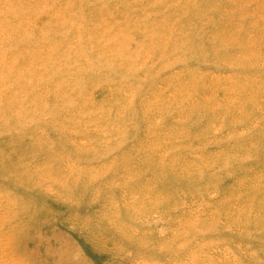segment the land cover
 <instances>
[{
	"label": "rangeland",
	"instance_id": "rangeland-1",
	"mask_svg": "<svg viewBox=\"0 0 264 264\" xmlns=\"http://www.w3.org/2000/svg\"><path fill=\"white\" fill-rule=\"evenodd\" d=\"M263 7L0 0V264H264Z\"/></svg>",
	"mask_w": 264,
	"mask_h": 264
},
{
	"label": "bare ground",
	"instance_id": "bare-ground-1",
	"mask_svg": "<svg viewBox=\"0 0 264 264\" xmlns=\"http://www.w3.org/2000/svg\"><path fill=\"white\" fill-rule=\"evenodd\" d=\"M231 2H232V1H231ZM259 2H260V1H259ZM242 3H243V2H242ZM215 4H216V3H215ZM215 6H216V5H215ZM222 6H223V5H222ZM235 6H237V5H235ZM260 6H261V5H260ZM249 7H250V6H249ZM224 8H225V6H224ZM237 8H238V7H237ZM263 8H264V7H263ZM226 9H227V8H226ZM224 10H225V9H224ZM230 10H231V9H230ZM249 10H250V9H249ZM225 12H226V11H225ZM249 12H250V11H249ZM256 12H257V11H256ZM240 13H241V12H240ZM252 13H253V12H252ZM202 14H203V13H202ZM249 14L251 15V13H249ZM255 14H256V13H255ZM220 17H221V15H220ZM255 21H256V20H255ZM166 26H167V25H166ZM169 26H170V25H169ZM169 29H170V28H169ZM221 30H222V29H221ZM169 31H172V29L169 30ZM224 31H225V30H224ZM222 32H223V31H222ZM227 32H228V31H227ZM152 33H153V32H152ZM217 33H218V32H217ZM220 33H221V32H220ZM220 33H219V34H220ZM228 33H229V32H228ZM223 34H224V32H223ZM162 36H163V35H162ZM167 36H168V35H167ZM222 36H223V35H222ZM228 37H229V36H228ZM168 38H169V37H168ZM168 38H167V39H168ZM219 38H220V37H219ZM226 38H227V37H226ZM161 39H162V37H161ZM177 39H178V38H177ZM220 40H221V39H220ZM227 40H228V39H226V41H227ZM165 41H166V40H165ZM189 41H190V40H189ZM218 41H219V40H218ZM162 42H164V41H162ZM180 42H181V41H180ZM222 42H223V41H222ZM165 45H166V44H165ZM222 45H223V44H222ZM222 45H221V46H222ZM143 46H144V45H143ZM145 46H146V44H145ZM145 46H144V47H145ZM168 46H169V45H168ZM175 46H176V45H175ZM150 47H151V46H150ZM180 47H181V46H180ZM202 47H203V46H202ZM202 47H201V48H202ZM129 49H130V48H129ZM148 49H149V48H148ZM150 49H151V48H150ZM152 49H153V48H152ZM164 49H165V48H164ZM181 49H182V48H180L179 50H181ZM251 49H252V48H251ZM166 50H167V49H166ZM188 50H189V49H188ZM249 50H250V49H249ZM135 51H137V50L135 49ZM143 51H144V50H143ZM173 51H174V50H173ZM150 52H151V51H150ZM166 52H167V51H166ZM158 53H159V52H158ZM173 53H174V52H173ZM143 54H144V53H143ZM154 54H155V53H154ZM166 54H167V53H166ZM134 55H135V54H134ZM158 55H159V54H158ZM163 55L165 56V53H164ZM223 55H224V54H223ZM223 55H222V56H223ZM170 56H171V55H170ZM176 56H177V54H176ZM136 57H137V55H136ZM146 57H148V56H146ZM150 57H151V56H150ZM162 57H163V56H162ZM167 57H168V56H167ZM208 57H209V56H208ZM210 57H211V56H210ZM218 57H220V56H218ZM140 58H141V57H140ZM140 58H139V59H140ZM158 58H160V57H158ZM170 58H171V57H170ZM170 58H169V59H170ZM134 59H136V58H134ZM139 59H138V60H139ZM160 59H161V58H160ZM203 59H204V58H203ZM221 59H222V57H221ZM136 60H137V59H136ZM147 60H148V59H147ZM156 60H157V58H156ZM162 60H163V59H162ZM172 60H174V59H172ZM121 62H122V61H121ZM175 62H176V61H175ZM123 63H124V62H123ZM155 63H156V62H155ZM170 63H171V62H170ZM126 64H127V63H126ZM173 64H175V63H173ZM127 65H128V64H127ZM129 65H131V64H129ZM138 65H139V64H138ZM170 65H171V64H170ZM151 66H152V65H150V67H151ZM169 67H170V66H169ZM175 67H176V66H175ZM175 67H174V68H175ZM181 68H182V67H181ZM120 69H121V68H120ZM120 69H119V70H120ZM143 69H144V68H143ZM119 70H118V71H119ZM141 70H142V69H141ZM141 70H140V71H141ZM151 70H152V69H151ZM124 71H125V70H124ZM147 71H148V70H147ZM141 72H142V71H141ZM172 72H173V71H172ZM172 72H171V73H172ZM178 72H179V71H178ZM136 73H137V72H136ZM194 73H196V72H194ZM143 74H144V73H143ZM151 74H152V73H151ZM173 74H174V73H173ZM145 75H146V74H145ZM180 75H181V74H180ZM191 75H192V74H191ZM199 75H200V74H199ZM199 75H198V76H199ZM204 75H205V74H204ZM134 76H135V75H133V77H134ZM149 76H150V73H149ZM160 76H161V75H160ZM168 76H172V75H168ZM173 76H174V75H173ZM194 76H195V75H194ZM201 76H203V75H201ZM136 77H137V76H136ZM150 77H151V76H150ZM137 78H138V77H137ZM145 78H146V77H145ZM172 78H173V77H172ZM140 79H141V78H140ZM167 79H169V78H167ZM129 80H130V79H129ZM122 81H123V80H122ZM160 81H161V80H160ZM162 81H164V80H162ZM116 82H117V81H116ZM130 82H131V81H130ZM145 82H146V81H145ZM161 83H162V82H161ZM176 83H177V82H176ZM194 83H195V82H194ZM135 84H136V83H135ZM138 84H139V83H138ZM166 84H167V83H166ZM108 85H109V84H108ZM112 85H113V84H112ZM121 85H122V84H121ZM130 85H131V84H130ZM177 85H178V84H177ZM194 85H195V84H194ZM139 87H140V86H139ZM151 87H152V86H151ZM151 87H150V88H151ZM153 87H154V86H153ZM170 87H171V86H170ZM200 87H201V86H200ZM126 88H127V87H126ZM135 88H136V87H135ZM135 88H134V90H135ZM139 89H141V88H139ZM165 90H166V88H165ZM178 90H179V89H178ZM138 91H139V90H138ZM188 91H189V90H188ZM188 91H187V92H188ZM133 92H134V91H133ZM151 92H152V91H151ZM187 92H186V93H187ZM202 92H203V91H202ZM176 93H177V92H176ZM150 94H151V93H150ZM156 94H157V93H156ZM127 95H128V94H127ZM131 95H132V94H131ZM140 95H141V94H140ZM142 95H143V94H142ZM118 97H119V96H118ZM132 97H134V96H132ZM154 97H155V96H154ZM163 98H164V97H163ZM197 98H198V97H197ZM200 98H201V97H200ZM135 99H137V98H135ZM164 100H165V99H164ZM143 101H144V100H143ZM129 102H130V101H129ZM115 103H116V102H115ZM146 103H147V102H146ZM179 103H180V102H179ZM190 103H191V102H190ZM103 104H104V103H103ZM130 104H131V103H130ZM187 104H188V103H187ZM139 105H140V104H139ZM148 105H149V104H148ZM177 105H178V104H177ZM201 105H202V104H201ZM127 106H128V105H127ZM146 106H147V105H146ZM173 106H174V105H173ZM187 106H188V105H187ZM160 107H161V106H160ZM195 107H196V106H195ZM142 108H143V106H142ZM177 108H178V107H177ZM177 108H176V109H177ZM134 109H135V108H134ZM160 109H161V108H160ZM111 110H112V109H111ZM111 110H110V111H111ZM129 110H130V109H129ZM129 110H128V111H129ZM190 110H191V109H190ZM199 110H200V109H199ZM132 111H134V110H132ZM168 111H169V110H168ZM180 111H182V110L180 109ZM197 111H198V110H197ZM197 111H196V112H197ZM171 112H172V111H171ZM171 112H170V113H171ZM189 112H190V111H189ZM107 113H108V112H107ZM124 113H126V112H124ZM128 113H129V112H128ZM159 114H160V113H159ZM126 115H127V114H126ZM163 115H164V114H163ZM193 115H194V114H193ZM158 116H159V115H158ZM177 116H178V115H177ZM180 116H181V115H180ZM196 116H197V115H196ZM150 117H151V116H150ZM164 118H165V117H164ZM191 118H192V117H191ZM125 119H126V118H125ZM127 119H128V118H127ZM187 119H188V118H187ZM158 120H159V119H158ZM171 120H173V119H171ZM178 120H179V119H178ZM181 120H182V119H181ZM183 120H184V119H183ZM183 120H182V121H183ZM156 121H157V120H156ZM160 122H161V121H160ZM184 122H185V121H184ZM155 123H156V122H155ZM172 124H173V123H172ZM206 124H207V123H206ZM162 125H163V124H162ZM162 125H161V126H162ZM150 127H151V126H150ZM160 128H161V127H160ZM157 129H158V128H157ZM157 129H156V130H157ZM186 129H187V128H186ZM153 130H154V129H153ZM184 130H185V129H184ZM184 130H182V131H184ZM180 131H181V130H180ZM152 132H153V131H152ZM185 132H186V131H185ZM164 133H165V132H164ZM151 135H152V134H151ZM170 135H172V134H170ZM170 135H169V136H170ZM156 136H157V135H156ZM175 136H176V135H175ZM154 137H155V136H154ZM178 137H179V136H178ZM154 139H155V138H154ZM156 139H157V138H156ZM166 139H168V138H166ZM176 139H177V138H176ZM162 140H163V139H162ZM169 140H170V139H169ZM177 140H178V139H177ZM152 141H153V140H152ZM164 141H166V140H164ZM171 141H172V140H171ZM158 142H159V141H158ZM158 142H157V143H158ZM172 143H173V142H172ZM176 143H177V142H176ZM154 144H155V143H154ZM154 144H153V145H154ZM150 145H151V144H150ZM167 145H168V144H167ZM169 145H170V144H169ZM172 145H173V144H172ZM177 145H178V144H177ZM151 146H152V145H151ZM151 146H150V147H151ZM170 146H171V145H170ZM173 146H174V145H173ZM165 149L168 150L167 148H165ZM161 150H162V149H161ZM166 152H167V151H166ZM152 159H153V158H152ZM152 161H153V160H152ZM159 161H161V160H159ZM183 161H184V160H183ZM149 162H150V161H149ZM187 162H188V161H187ZM152 163H154V162H152ZM156 163H157V162H156ZM183 163H184V162H183ZM170 164H171V163H170ZM182 165H183V164H182ZM178 166H179V165H178ZM184 166H185V165H184ZM160 167H161V165H160ZM172 167H173V166H171V168H172ZM175 167H176V166H174V168H175ZM185 167H186V166H185ZM161 169H162V167H161ZM181 170H182V169H181ZM187 172H188V171H187ZM159 173H160V172H159ZM176 173H177V172H176ZM182 176H183V175H182ZM192 178H193V177H192Z\"/></svg>",
	"mask_w": 264,
	"mask_h": 264
}]
</instances>
